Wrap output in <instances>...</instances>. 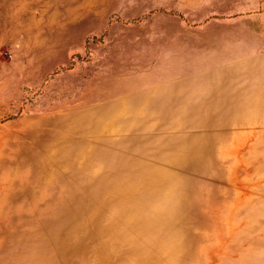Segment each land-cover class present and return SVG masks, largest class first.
Returning <instances> with one entry per match:
<instances>
[{
    "label": "rangeland",
    "instance_id": "374dc122",
    "mask_svg": "<svg viewBox=\"0 0 264 264\" xmlns=\"http://www.w3.org/2000/svg\"><path fill=\"white\" fill-rule=\"evenodd\" d=\"M0 264H264V0H0Z\"/></svg>",
    "mask_w": 264,
    "mask_h": 264
}]
</instances>
